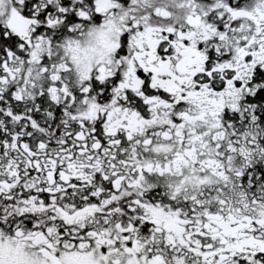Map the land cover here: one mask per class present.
I'll return each instance as SVG.
<instances>
[{
  "label": "snow or ice",
  "instance_id": "snow-or-ice-1",
  "mask_svg": "<svg viewBox=\"0 0 264 264\" xmlns=\"http://www.w3.org/2000/svg\"><path fill=\"white\" fill-rule=\"evenodd\" d=\"M0 264H264V0H0Z\"/></svg>",
  "mask_w": 264,
  "mask_h": 264
}]
</instances>
